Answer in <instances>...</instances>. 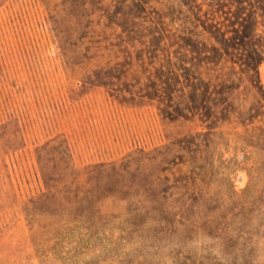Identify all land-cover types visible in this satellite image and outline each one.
<instances>
[{
  "label": "rangeland",
  "instance_id": "1",
  "mask_svg": "<svg viewBox=\"0 0 264 264\" xmlns=\"http://www.w3.org/2000/svg\"><path fill=\"white\" fill-rule=\"evenodd\" d=\"M262 4L0 0V264H264Z\"/></svg>",
  "mask_w": 264,
  "mask_h": 264
},
{
  "label": "trees",
  "instance_id": "2",
  "mask_svg": "<svg viewBox=\"0 0 264 264\" xmlns=\"http://www.w3.org/2000/svg\"><path fill=\"white\" fill-rule=\"evenodd\" d=\"M218 2L220 3L221 1ZM262 3L263 4L259 8L264 11L263 0ZM242 19H243L241 23L242 28L240 29L239 28L237 29L236 27L232 28V32L237 34L236 37L237 41H235L237 47H235V49H238V53L234 55L236 60H233V57H231V60L235 63H240L255 72H258L260 64L264 62V56L262 54V51L258 48V43L255 42V40H257L256 31L245 24L248 22L249 18L248 19L242 18ZM222 40H224V42L228 41L226 39V33L223 35Z\"/></svg>",
  "mask_w": 264,
  "mask_h": 264
}]
</instances>
